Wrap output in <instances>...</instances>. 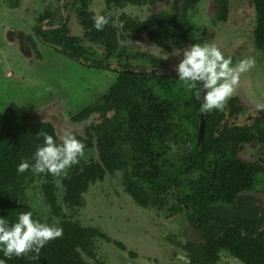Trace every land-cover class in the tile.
Segmentation results:
<instances>
[{
  "label": "trees",
  "instance_id": "trees-1",
  "mask_svg": "<svg viewBox=\"0 0 264 264\" xmlns=\"http://www.w3.org/2000/svg\"><path fill=\"white\" fill-rule=\"evenodd\" d=\"M200 1L173 0L170 12L157 11L160 27L166 24L184 46L196 42V28L189 15ZM107 2L153 6L168 0ZM212 3L214 20L227 21L230 0ZM119 22L131 38L144 34L147 27L137 19L120 17ZM114 28L110 24L100 31L93 27V35L115 49ZM60 35L58 39L65 40L62 32ZM150 38L169 48L153 32ZM253 38L257 47L264 48V30L255 31ZM74 54L82 55L79 51ZM124 54L142 55L127 51ZM148 58L157 62L154 55ZM87 66L107 69L102 64ZM159 66L165 67L151 64L153 68ZM133 70L118 72L104 102L95 106L102 112L99 122H93L82 134L72 131L83 140L84 150L95 149L97 156L71 166L66 175L17 173V164L29 159L42 142L40 132L53 135L57 143L62 137L54 123L30 114L16 103L1 113L0 216L14 222L20 212L31 210L34 218L63 229V235L50 240L38 255L30 252L13 256L7 264H104L99 257L100 239L125 248L99 227L85 225L79 219L90 186L106 176L121 182L136 207L163 210L164 216L176 221L181 214L189 222L198 241L185 239L182 247L186 261L182 264H217L223 251L244 264H264V209L256 198L236 188L230 173V163L237 160L239 149L264 141V109L253 122L241 124L225 120V107L207 111L200 135L201 98L196 90L187 89L177 74L148 73L146 67ZM112 108L115 112L107 115ZM91 110L85 109L73 120L80 121ZM170 138L177 139L175 144L180 142L181 148L167 167L165 159H160V145ZM35 184L51 213L47 218L32 203L30 187ZM0 258H4L2 253Z\"/></svg>",
  "mask_w": 264,
  "mask_h": 264
},
{
  "label": "rangeland",
  "instance_id": "rangeland-1",
  "mask_svg": "<svg viewBox=\"0 0 264 264\" xmlns=\"http://www.w3.org/2000/svg\"><path fill=\"white\" fill-rule=\"evenodd\" d=\"M29 4V0H21V6L14 12L9 10L6 3L0 2V28L2 23L14 24L18 20L21 21L18 16L25 14ZM101 7V0H95L94 10L99 11ZM157 11L155 5L144 8L130 6L127 9L128 13L138 15L142 19H154ZM213 13L212 0H201L190 13V19L199 30L197 34L200 42L219 46L226 56L232 57L234 65L241 59L253 57L255 66L241 74L231 97L238 95L240 99L245 95V100L248 99L255 105H264V49H258L253 38L255 31L264 30V0H230L229 14L225 22L215 21ZM146 44L142 41L138 46L143 49L148 47ZM50 55L45 53L48 60ZM176 56L172 55L170 59L174 62L180 61ZM53 58L55 60L53 64L48 60L35 64L26 61L14 46L0 41V115L11 103L41 109L45 101L63 94L69 107L67 109L64 105L62 108L64 114L56 122L58 134L63 137L64 133L70 130L82 134L84 124L73 122L66 115L77 112L81 106L98 98L112 81L113 74L104 76L107 73L104 72L102 76L103 70L90 68L74 60H66L62 56L60 59L56 56ZM176 140L170 138L160 145V159H165L167 167L181 148L180 142L175 144ZM96 156L95 149L84 150L80 161L87 162ZM262 158L264 152L257 145H245L239 149L237 160L230 163V173L233 174L238 190L244 189L245 194L255 195L264 200ZM120 175H117L118 178H122ZM114 178L106 176L103 181L92 184L85 197L86 206L79 213V219L83 224L95 225L111 239L127 246L124 249L126 252H117L118 246L100 239V260L104 264H129L132 260L127 258L130 255L128 250L133 249L129 247H134L137 259L141 262H132L133 264H166L165 257L167 264H179L170 261L169 256L164 257L166 250L163 248L168 244L175 246L174 250L180 251L184 259L182 245L185 239L198 238L188 221L184 220L181 214L176 221L168 215L164 216L163 210L154 207L142 210L140 206L136 207L124 191L121 182ZM30 191L35 209L42 217L47 218L51 213L41 191L36 184L30 187ZM168 197L171 198L170 194ZM173 235L175 236L172 237ZM219 264L244 263L226 255Z\"/></svg>",
  "mask_w": 264,
  "mask_h": 264
},
{
  "label": "flooded vegetation",
  "instance_id": "flooded-vegetation-1",
  "mask_svg": "<svg viewBox=\"0 0 264 264\" xmlns=\"http://www.w3.org/2000/svg\"><path fill=\"white\" fill-rule=\"evenodd\" d=\"M94 1L95 0H29L30 4L26 8L25 14L18 16L22 19L21 21L18 20L17 23L14 24L2 23L0 28V41L7 45L14 46L26 61H32V63L35 62V64L43 63L44 60H48L45 53L49 55L51 53L49 57L50 60H48L50 64L55 63L53 58L54 56H56L57 59H60V56H62L66 60H74L86 66L87 64H102L107 67L106 70H103L102 76L104 75V72H107L104 76H110L113 74L112 81L98 98H95L91 103L81 106L77 112H73L71 115H66L67 117L69 116L70 120L73 122L83 123V132L86 127L90 126L93 122H99V119L102 117V112L96 111L94 108L96 105H100L104 102L103 98L106 96L110 85L116 81L118 72L132 73L135 71L133 70L135 67H146L147 70H149L153 68L151 67V64H164L165 67H175V65L179 63V60L174 62L170 59V56L177 55V59H182V52L180 51L187 47L175 39L173 31L168 28L166 24L160 27L161 25H159L158 13L156 14L154 20L152 18L142 19L138 15L127 12L128 7L130 6L142 8L150 6H139L129 3L117 5L107 2V0H101V10L95 11L93 8ZM0 2L6 3L9 10L13 11L21 6V0H0ZM170 3L173 4V0L158 3L155 6L158 10H161L159 5L164 4L166 8L169 7V10H165L170 12L172 6L169 5ZM24 10L25 8L23 11ZM99 14H106L110 16L108 24L113 25L115 27L114 30H116V36L113 38L116 40L115 49H111V47H108L103 40H100L93 35L94 29L90 25V20H94V17ZM120 17L131 20L137 19L141 22H145L147 27L144 29V34H137L138 38H131V36H128L129 31L121 28L122 24L119 22ZM195 28L196 30L194 35L196 42H200L197 34L199 30L196 25ZM203 31L204 28L202 29V32ZM61 32L65 36V40L62 41L58 39V37H61ZM151 32L157 35L158 39H160L164 45L169 48L163 47V45L151 40ZM142 41L147 43V48L141 49L138 46ZM62 42L64 44H61ZM257 48L260 50L264 49L259 47ZM76 51L81 52L82 55L74 54ZM126 51L129 53L141 52L142 55H138V57H134L132 55L129 57L124 54ZM148 55H154L157 62L153 63L152 60L148 58ZM92 67L95 68L94 66ZM96 90H98V88ZM62 95L58 94L55 98L45 101V104H43L44 106L41 109H35L34 106L22 108L34 116L54 123L56 126V122L59 121L64 114L62 112L64 105L67 109L69 107L66 98ZM258 106L259 105L253 104V102L248 99L245 100V95L240 99L238 98V95L230 97L224 106L226 113L225 120L229 123L237 124L251 123L260 115L259 112L262 108ZM224 107L220 109H223ZM85 109L93 110H91L87 116L80 121H74L73 117L81 112H84ZM114 112L115 109L112 108L107 110L106 114L109 115ZM66 116L64 115V117ZM249 145H257V147L264 152V141H256L255 143H251ZM263 160L264 158L261 159V161ZM252 196L256 198L259 205L264 209V200L260 197H256L255 195ZM143 210H145V208ZM192 240L198 241V238H192ZM123 245L127 247L125 244ZM166 247L163 248L164 251L166 250L164 253L165 255L163 254L164 257L169 256L170 261L178 262L179 264L186 261V258L184 257L183 259L180 251L174 250L175 246L168 244ZM169 247L171 248L170 250ZM129 248L134 249V247ZM124 249L125 248L119 247L117 252L125 251ZM133 249L128 250V253L130 254L127 257L128 260H132L133 263L141 262L138 261L137 254L135 253L136 250L134 251ZM226 255L231 257L229 253L223 251V253L220 254L217 264H219L220 261L226 257ZM165 259L167 264V258L165 257ZM132 262H129V264H133ZM147 262L149 263V260Z\"/></svg>",
  "mask_w": 264,
  "mask_h": 264
},
{
  "label": "clouds",
  "instance_id": "clouds-1",
  "mask_svg": "<svg viewBox=\"0 0 264 264\" xmlns=\"http://www.w3.org/2000/svg\"><path fill=\"white\" fill-rule=\"evenodd\" d=\"M109 21V15H96L93 27L100 31ZM180 52L182 59L175 65L177 77L187 89L196 90L202 100L203 112L222 108L234 94L241 74L255 66L253 57L241 59L234 65L231 56L208 42L192 43ZM258 107L264 109V105ZM39 135L42 142L37 144L29 159H22L17 164V173L66 175L67 169L78 164L84 155V142L72 131H66L60 143L47 132ZM62 235V227L34 218L31 210L20 212L14 222L0 216V253L4 257L0 258V264H7V259L13 256L30 252L38 255L50 240Z\"/></svg>",
  "mask_w": 264,
  "mask_h": 264
},
{
  "label": "water",
  "instance_id": "water-1",
  "mask_svg": "<svg viewBox=\"0 0 264 264\" xmlns=\"http://www.w3.org/2000/svg\"><path fill=\"white\" fill-rule=\"evenodd\" d=\"M171 6V3L169 4ZM159 8L161 9H167L169 10V7L166 8L164 6V4L159 5ZM148 73H160V74H177L175 67H156V68H151L147 71ZM201 104H202V100H201ZM205 116H206V112H203L200 109V120H199V134L202 135L203 131H204V126H205Z\"/></svg>",
  "mask_w": 264,
  "mask_h": 264
}]
</instances>
